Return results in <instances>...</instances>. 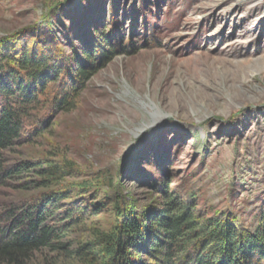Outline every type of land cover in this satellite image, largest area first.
I'll return each instance as SVG.
<instances>
[{
    "label": "rangeland",
    "instance_id": "rangeland-1",
    "mask_svg": "<svg viewBox=\"0 0 264 264\" xmlns=\"http://www.w3.org/2000/svg\"><path fill=\"white\" fill-rule=\"evenodd\" d=\"M102 33L119 53L74 109L48 108L59 85L50 84L36 124L5 151L8 164L67 159L62 185L93 183L62 203L87 210L62 242L112 231L118 207L151 215L164 180L201 213L254 226L264 211V0H0V48L17 55L62 48L83 58ZM35 180L31 171L0 185V225L11 206L62 189L21 186ZM28 264L93 261L44 248Z\"/></svg>",
    "mask_w": 264,
    "mask_h": 264
},
{
    "label": "trees",
    "instance_id": "trees-1",
    "mask_svg": "<svg viewBox=\"0 0 264 264\" xmlns=\"http://www.w3.org/2000/svg\"><path fill=\"white\" fill-rule=\"evenodd\" d=\"M82 53L78 58L62 48L47 52L27 47L17 55L0 48V185L34 171L40 181L23 182L22 187L62 186L6 210L8 224L0 225V264H28L44 248L93 264H264V211L251 227L226 215H207L173 193L166 180L159 187L163 202L151 215L118 207L112 231L75 247L72 241L62 242L87 218L86 207L72 209L62 203L75 191L87 193L93 183L62 185L72 175L67 159L8 164L5 151L22 140L26 123L36 124L38 110L47 106L41 97L50 84L59 85L48 108L71 111L88 81L119 52L102 33ZM42 132L38 124L34 134Z\"/></svg>",
    "mask_w": 264,
    "mask_h": 264
}]
</instances>
